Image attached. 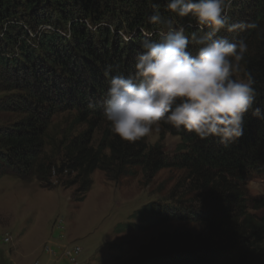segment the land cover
<instances>
[{
	"label": "trees",
	"instance_id": "obj_1",
	"mask_svg": "<svg viewBox=\"0 0 264 264\" xmlns=\"http://www.w3.org/2000/svg\"><path fill=\"white\" fill-rule=\"evenodd\" d=\"M152 3L169 15L165 0H0V90L13 91L0 109L17 115L0 128V180L73 187L81 202L96 170L109 181L174 172L179 177L163 203H147L130 216L134 222L115 226H167L127 264H264V195L249 198L246 189L264 177V120L246 114L243 136L228 145L161 122L150 145L147 137L122 140L104 119L105 71L131 74L145 33L160 39L148 20ZM228 15L260 26L218 35L247 39L254 107L264 111V0H233ZM181 25L186 34L199 30L188 17L176 18ZM59 116H67L66 128L50 140ZM168 134L180 140L171 156L164 153Z\"/></svg>",
	"mask_w": 264,
	"mask_h": 264
},
{
	"label": "clouds",
	"instance_id": "obj_2",
	"mask_svg": "<svg viewBox=\"0 0 264 264\" xmlns=\"http://www.w3.org/2000/svg\"><path fill=\"white\" fill-rule=\"evenodd\" d=\"M232 4L233 0H165L167 17L160 5L151 4L148 20L159 26L160 39L145 33L149 38L142 41L131 74L105 71L103 116L114 135L135 142L158 133L163 122L228 145L243 136L246 114L264 120L261 107H254L258 93L246 67L247 39L218 35L221 30L260 27L255 21L230 22ZM185 17L199 30L186 34L184 26L177 27L176 18Z\"/></svg>",
	"mask_w": 264,
	"mask_h": 264
},
{
	"label": "rangeland",
	"instance_id": "obj_3",
	"mask_svg": "<svg viewBox=\"0 0 264 264\" xmlns=\"http://www.w3.org/2000/svg\"><path fill=\"white\" fill-rule=\"evenodd\" d=\"M11 94L13 91L0 90V101ZM16 116L12 109H0V128ZM66 121L67 116L55 119L47 131L50 140H60ZM157 139L158 133L147 136L150 145ZM179 141L166 135L164 153L173 155ZM178 177L169 171L153 178L139 172L136 177L109 181L96 170L81 202L73 187L58 185L51 191L43 190L35 181L4 177L0 180V264H62L61 251L68 248L80 251L76 264H127L141 245L167 226L123 232H115V226L134 222L130 216L147 203H163ZM246 189L249 198L264 195V177L252 178Z\"/></svg>",
	"mask_w": 264,
	"mask_h": 264
},
{
	"label": "built area",
	"instance_id": "obj_4",
	"mask_svg": "<svg viewBox=\"0 0 264 264\" xmlns=\"http://www.w3.org/2000/svg\"><path fill=\"white\" fill-rule=\"evenodd\" d=\"M57 226L59 228V222H58ZM79 256H80V252H79V254H72V248L71 249L68 248V251H65V252L64 251H61V255L59 257V260L61 258H63V259L65 258L64 261L66 262V264H76ZM56 260L57 259L55 257V260L54 261H56Z\"/></svg>",
	"mask_w": 264,
	"mask_h": 264
},
{
	"label": "bare ground",
	"instance_id": "obj_5",
	"mask_svg": "<svg viewBox=\"0 0 264 264\" xmlns=\"http://www.w3.org/2000/svg\"><path fill=\"white\" fill-rule=\"evenodd\" d=\"M61 226H62V225L59 224V228H61ZM5 241L8 242V239L6 238ZM79 252H80V251L78 250V248H73V249H72V254H79Z\"/></svg>",
	"mask_w": 264,
	"mask_h": 264
},
{
	"label": "crops",
	"instance_id": "obj_6",
	"mask_svg": "<svg viewBox=\"0 0 264 264\" xmlns=\"http://www.w3.org/2000/svg\"><path fill=\"white\" fill-rule=\"evenodd\" d=\"M58 244H59V243H58ZM54 258H55V257H54ZM64 259H65V258H64ZM64 259H62V260L60 261V263L65 264Z\"/></svg>",
	"mask_w": 264,
	"mask_h": 264
}]
</instances>
